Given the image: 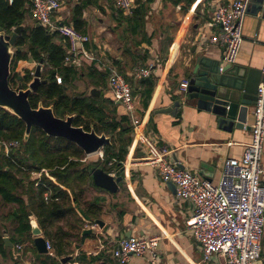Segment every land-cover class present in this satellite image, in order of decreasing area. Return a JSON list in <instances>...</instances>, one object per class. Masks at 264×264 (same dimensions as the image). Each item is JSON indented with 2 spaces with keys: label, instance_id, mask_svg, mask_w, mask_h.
<instances>
[{
  "label": "crops",
  "instance_id": "obj_1",
  "mask_svg": "<svg viewBox=\"0 0 264 264\" xmlns=\"http://www.w3.org/2000/svg\"><path fill=\"white\" fill-rule=\"evenodd\" d=\"M60 1L62 6L53 19L56 23L72 25L74 9L81 2ZM232 1L193 0L188 5V0L180 4H174L171 0H142L147 8L144 37L132 36L127 32L126 23L120 20L113 0H97L96 5L88 6L82 15L85 22L83 30L91 39L86 49L102 57L104 62L126 77L132 86L145 132L168 152L171 163L181 165L183 169L213 183L221 178L228 159L242 160L246 145L251 141L254 105L249 108L244 127H234L228 131L218 124L216 116L198 109L196 102L181 95L180 85L189 80L196 57L205 56L223 63L224 49L212 42L218 29L210 28L208 23L216 7ZM27 10L26 25L36 27L31 4ZM56 42L66 47L68 53L66 38L58 35ZM79 60L75 66L65 63L81 72L70 86L69 94L108 99L116 104L118 118L127 116L124 107L114 101L108 76L100 87L94 86L97 80L87 76L93 66L103 72V76L107 75L106 71L82 57ZM36 66L37 63L31 65L29 61L19 62L16 71L28 69L34 72ZM234 66L261 73L264 69V0L251 2L243 46ZM140 67L151 69L148 80L130 76L135 68ZM45 69L46 63L42 68V77ZM81 81L88 86V91L71 94V90L77 89V83ZM150 87L153 89L152 96L149 106L144 108L143 98ZM92 89H97L100 95L92 96ZM179 99L182 105L176 115L158 113L172 108ZM262 165L264 168V151ZM118 172L122 177L118 192L112 194L95 184V187L90 183L85 184L75 214L61 223L60 226L68 233L64 246L65 252H69L68 256L48 259L47 255L56 257L53 247L48 254H40L33 233L26 243L14 245L12 240L17 238L10 230L11 224L7 223L9 233H4L3 239L5 242V238H8L13 246L8 247L11 251L7 258L0 257V264H119L113 251L130 233L131 237L137 238L159 237L157 264H224L225 259L221 255H214L207 263L203 262V251L186 225V221L194 215L193 204L176 197V188L162 181L156 169L144 160L140 145L132 141L123 169L109 174L115 176ZM262 182L264 185V174ZM88 185L93 189V195L89 194ZM100 197L105 199L101 204L100 216L85 218L87 207ZM31 223L39 227L34 216ZM42 237L45 238L43 232ZM127 264L151 263L147 258L133 256ZM257 264H264V238L262 257Z\"/></svg>",
  "mask_w": 264,
  "mask_h": 264
},
{
  "label": "trees",
  "instance_id": "obj_2",
  "mask_svg": "<svg viewBox=\"0 0 264 264\" xmlns=\"http://www.w3.org/2000/svg\"><path fill=\"white\" fill-rule=\"evenodd\" d=\"M71 1V0H69ZM184 0H171L180 4ZM187 1V0H186ZM74 9L72 25L84 33L85 22L82 19L88 6L96 5L97 0H80ZM193 0H188L191 5ZM30 0H0V26L7 33L15 28L26 25L27 6ZM137 7L125 16L118 11L120 20L126 23L127 32L132 36H143L147 15L146 4L136 0ZM58 34L50 33L44 27L27 26L17 40L12 61L10 84L15 89L19 84L26 89L33 80L31 70H25L24 75L17 72L19 62L33 60L39 63L44 60L46 69L38 91L30 95L33 108L43 106L53 108L54 114L62 119L74 116V126L82 127L85 131H95L98 135H106L111 139V145L102 149L103 159L83 162L86 154L75 144L63 138L48 137L37 127L26 137V124L10 111L0 107V142H20V147L11 149L7 155L0 149V206L13 207L0 220V257L7 258L11 248L5 246L4 233H9L7 223L17 238L13 244H23L32 235L31 217L37 219L45 239L54 248L55 256L47 255L48 259L68 256L65 252L66 233L61 223L75 214L84 192V185L90 183L93 187L91 169L102 168L107 173H115L123 169L129 147L132 144L133 127L127 116H117V106L108 99L100 100L87 94L71 96L69 88L80 77L74 67L66 66L67 49L56 42ZM91 67L88 77L97 80L95 87H100L108 76ZM22 77L19 81V77ZM62 77V84L57 83L56 77ZM152 87L143 98V107L147 108L152 96ZM39 179H33L34 173H41ZM102 190V189H101ZM104 191V190H103ZM47 195V198H46ZM103 198H96L84 212L85 218L92 219L101 214ZM15 212L17 214H15ZM18 236V237H17Z\"/></svg>",
  "mask_w": 264,
  "mask_h": 264
},
{
  "label": "built area",
  "instance_id": "obj_3",
  "mask_svg": "<svg viewBox=\"0 0 264 264\" xmlns=\"http://www.w3.org/2000/svg\"><path fill=\"white\" fill-rule=\"evenodd\" d=\"M113 2L119 11L127 15L136 6V0ZM251 2L233 0L213 11L208 26L218 29L212 42L220 44L224 49V65L235 64L239 58ZM30 4L32 16L41 27L68 40L66 64L75 66L82 57L108 72L109 89L114 101L126 111L133 127V142L142 147L144 160L156 169L162 181L176 186V197L179 200L193 204L194 215L186 221V225L203 251V262L207 263L214 255H221L225 259L224 264H257L262 257L264 238V69L254 105L251 141L246 145L242 160L228 159L221 178L213 183L168 160V152L145 132L132 86L126 77L104 62L102 57L86 49L91 42L88 35L72 25L54 21V14L62 6L60 0H30ZM150 75V68L141 67L130 73V76L137 79H145ZM56 79L58 84L63 83L62 77L57 76ZM188 86L189 80L181 83V95L186 94ZM19 147L18 141L0 142V149L3 148L7 155L11 149ZM99 156L103 159V152ZM43 172L46 171L34 173L35 179H39ZM159 241V237L123 238L113 251V256L119 264L129 263L133 256L144 257L151 264H157ZM46 245L51 251L50 243ZM18 248L22 249L21 246Z\"/></svg>",
  "mask_w": 264,
  "mask_h": 264
},
{
  "label": "water",
  "instance_id": "obj_4",
  "mask_svg": "<svg viewBox=\"0 0 264 264\" xmlns=\"http://www.w3.org/2000/svg\"><path fill=\"white\" fill-rule=\"evenodd\" d=\"M36 27L41 25L34 20ZM24 26L15 28L11 33L0 26V107L19 117L26 124V137H29L34 127L42 130L48 137L63 138L82 149L87 156L99 154L105 146L111 145V139L106 135H98L95 131H85L82 127L74 126V116L65 119L54 114L53 108L39 106L37 109L30 104V95L36 93L41 83H47L48 79H42L44 60L37 63L33 80L24 88L19 84L17 89L12 88L10 78L12 75V61L17 40L22 36ZM29 63L35 62L31 59ZM189 78V86L186 97L194 101L198 109L217 117L218 124L231 131L234 127L243 128L249 108L256 103L257 89L262 73L246 68H238L234 64L226 65L220 61L209 59L205 56L196 57ZM22 77H19L21 81ZM148 80V78L144 79ZM92 96H99L97 89H92ZM182 105L181 99L177 100L173 107L158 111V113H172L176 115ZM238 122V123H236ZM181 169L183 167L178 165ZM95 186L116 193L119 183L122 181L120 172L115 176L107 173L102 168L91 169ZM117 177V178H115ZM172 184L175 188L176 186ZM16 214V213H15ZM100 223V221H97ZM32 233L35 237V245L40 254H48L46 239L42 237L41 229L31 223ZM131 237V233L127 235ZM7 247L13 244L5 238ZM63 262H66L64 260Z\"/></svg>",
  "mask_w": 264,
  "mask_h": 264
},
{
  "label": "rangeland",
  "instance_id": "obj_5",
  "mask_svg": "<svg viewBox=\"0 0 264 264\" xmlns=\"http://www.w3.org/2000/svg\"><path fill=\"white\" fill-rule=\"evenodd\" d=\"M34 19V18H33ZM35 64V63H34ZM34 64H31V65H34ZM25 67H28V65H25ZM21 73V75H24V72H25V69H21L20 71H18ZM34 72H32L33 74ZM77 89L76 88H73L71 90V94H76L78 91H82V90H86L88 91V86L83 83V81L81 82H78L77 83ZM87 87V88H86ZM15 89H17V87H15ZM100 158L99 154H94V155H91V156H87L83 159V162L88 164L90 162H94V161H98ZM33 178H35L36 176H34V174L32 175ZM89 186V185H88ZM89 190V194L91 193V195H93V189L89 186L87 188ZM13 207L10 206V207H4V206H0V220H2V218L10 211H13Z\"/></svg>",
  "mask_w": 264,
  "mask_h": 264
}]
</instances>
